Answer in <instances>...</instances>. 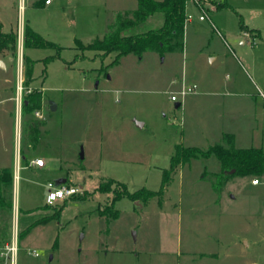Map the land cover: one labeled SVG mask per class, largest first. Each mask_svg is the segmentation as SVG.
Masks as SVG:
<instances>
[{
    "label": "rangeland",
    "instance_id": "obj_1",
    "mask_svg": "<svg viewBox=\"0 0 264 264\" xmlns=\"http://www.w3.org/2000/svg\"><path fill=\"white\" fill-rule=\"evenodd\" d=\"M137 6L138 0H0L4 30L18 37L16 54H0V168L13 173L11 211L0 210V248L17 232L14 264H264V175H236L216 189L221 162L211 155L180 165L147 202L124 196L113 203L115 193L98 188L114 179L130 192L159 191L177 145L223 142L216 88L236 76L251 88L238 66L250 72L246 58H264V0H188L193 18L183 51L128 53L114 62L117 52L77 46V39L103 38L119 12ZM241 19L260 35L247 34ZM26 23L60 48L24 49ZM24 54L35 61L30 86L42 90L44 118L22 112L19 123ZM193 85L195 92L178 93ZM34 120L42 122L37 142L29 132ZM250 135L234 139L235 146L264 149V136ZM21 152L28 160L43 156L46 165L28 166ZM63 177L81 190L47 204V184ZM107 205L118 210L116 218L100 214Z\"/></svg>",
    "mask_w": 264,
    "mask_h": 264
},
{
    "label": "trees",
    "instance_id": "obj_2",
    "mask_svg": "<svg viewBox=\"0 0 264 264\" xmlns=\"http://www.w3.org/2000/svg\"><path fill=\"white\" fill-rule=\"evenodd\" d=\"M187 1L138 0L137 8L117 14L115 23L109 26V30L103 38H97L88 44H84L77 39V46L80 49L99 51L102 55L117 52L114 62H118L122 55L128 53H135L142 57L149 50L158 51L161 54H165L167 51H183L187 21ZM221 6L224 5H217V7ZM153 18L158 21L156 27L149 26V22ZM241 26L250 35L251 31L256 30L250 29L243 19H241ZM256 31L260 35V32ZM256 37L254 36V38ZM17 38V32L14 29L4 30V23L0 19V54L5 55L7 52L16 54ZM30 47L60 48L58 44L45 39L39 32L26 23L24 25V49ZM49 60L51 58H45L44 61L48 62ZM34 62L30 56L24 54L25 78L23 86L25 93L22 104L23 113H32L40 109L43 102L42 90L30 86L31 81L34 79ZM41 125L42 122L40 120H34L29 123L32 141L37 142L39 139ZM211 155H216L221 162V170L215 174L214 185L216 189L221 185L223 180H229L236 175H264V149L258 147L238 148L234 144V136L227 133L223 136V142L216 143L207 149L197 146L177 145L175 153L171 157L170 168L165 169L163 172L162 188L159 191L142 187L134 192H130L125 183L114 179L101 182L98 188L102 192L113 191L115 193L113 203L124 196L147 202L163 193L164 188L172 178V174L180 165L194 158H208ZM12 185L13 173L10 167L0 168V210L3 211L2 213L6 212L7 209L11 211ZM59 211V208L56 209L57 214ZM99 212L113 218L118 216V210L114 209L113 205L100 207Z\"/></svg>",
    "mask_w": 264,
    "mask_h": 264
},
{
    "label": "crops",
    "instance_id": "obj_3",
    "mask_svg": "<svg viewBox=\"0 0 264 264\" xmlns=\"http://www.w3.org/2000/svg\"><path fill=\"white\" fill-rule=\"evenodd\" d=\"M246 33L250 35L249 32ZM252 38L255 39L254 37ZM246 60L248 62L247 65L248 68L250 69V72L243 63H241L238 67L240 68V70L242 68L243 72H246L248 74L247 75L248 81L250 82L249 86H251V88L249 87L250 89H245L243 80L237 76L234 77L232 80L224 81L223 83L218 84V88H216L217 94H219L221 97V101H222L221 109L223 112V121L225 120V126L223 128L222 133L223 135L227 133L232 134L234 136L235 142L237 140L241 141L244 135H248V134H252L250 136L252 138H255L257 132L264 136V101L259 96V89L261 90L264 89V58L262 57L261 59L259 57L251 56L246 58ZM213 87H216V85L215 86L213 85ZM206 93L207 92H199L195 94L197 96L199 95L201 96V95H205ZM180 104L181 103H178L177 105ZM21 114H22V110L19 113V123L21 121L20 119H22L20 118ZM245 117L252 118L251 124H244L242 122L244 120L243 118ZM43 118H38V119H43ZM234 121H236V123H234ZM253 124H255V126ZM253 127L254 129L251 131V128ZM238 148H249V147L240 146ZM21 155H23V158L26 159L28 166H35L42 168L46 165V160L41 155H37L31 160H28L26 154L22 152ZM37 157L43 158L45 160V165L38 166L32 164V161ZM18 168H19V159L17 160V169H16L17 173H18ZM260 182L261 181L259 179L258 183H253V182L252 183L258 185L260 184ZM66 200L63 201L65 202Z\"/></svg>",
    "mask_w": 264,
    "mask_h": 264
},
{
    "label": "built area",
    "instance_id": "obj_4",
    "mask_svg": "<svg viewBox=\"0 0 264 264\" xmlns=\"http://www.w3.org/2000/svg\"><path fill=\"white\" fill-rule=\"evenodd\" d=\"M53 0H45V4H50L52 3ZM206 14V13H205ZM205 14H201L199 16V18L201 20H205L206 19V15ZM193 18V15L191 13H187V18L186 20H191ZM22 90V87H20ZM21 90L19 93V96L17 98V104H18V111L19 113L22 110V104H23V99H22V94H21ZM196 91V85L193 86H188V87H183L178 93L184 97L186 94L188 93H192ZM259 94L261 95V97L264 99V91L260 90ZM171 98L173 100H178V95H176L175 93H173L171 95ZM34 114L36 117L38 118H43V114L42 112L37 109L34 111ZM32 164L38 165V166H43L45 165V160L41 157H37L32 161ZM253 183H258L259 179L253 178L252 180ZM81 189L73 184H68L66 182L61 183L59 185H57L54 182H49L47 184V196H46V202L47 204H55L59 201H63L66 200L70 197H72L73 195L77 194ZM18 233L14 232L13 237L11 239L10 242H6L3 247L0 248V256L4 259V263L3 264H14L15 259H16V254L18 251Z\"/></svg>",
    "mask_w": 264,
    "mask_h": 264
},
{
    "label": "water",
    "instance_id": "obj_5",
    "mask_svg": "<svg viewBox=\"0 0 264 264\" xmlns=\"http://www.w3.org/2000/svg\"><path fill=\"white\" fill-rule=\"evenodd\" d=\"M0 65H1V66H5V64H4L3 61L0 62ZM51 108H52L53 110H55V109L57 108V105H56L55 103L51 102ZM138 124H139L140 126L142 125V123H140V122H138ZM66 180H67L66 178H58V179L55 180V183H56L57 185H59V184H61V183L66 182Z\"/></svg>",
    "mask_w": 264,
    "mask_h": 264
}]
</instances>
